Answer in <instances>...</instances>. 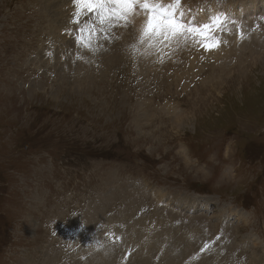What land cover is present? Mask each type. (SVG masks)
<instances>
[{
    "label": "rangeland",
    "instance_id": "rangeland-1",
    "mask_svg": "<svg viewBox=\"0 0 264 264\" xmlns=\"http://www.w3.org/2000/svg\"><path fill=\"white\" fill-rule=\"evenodd\" d=\"M262 1L180 0L219 46L165 50L0 0V264H264Z\"/></svg>",
    "mask_w": 264,
    "mask_h": 264
},
{
    "label": "snow or ice",
    "instance_id": "snow-or-ice-1",
    "mask_svg": "<svg viewBox=\"0 0 264 264\" xmlns=\"http://www.w3.org/2000/svg\"><path fill=\"white\" fill-rule=\"evenodd\" d=\"M73 3L77 8L74 23H81L79 17L84 12L95 14L96 19L80 29L82 33L88 31L90 36L97 28L106 32L115 26L127 27L130 25V17L142 12L145 19L140 29L141 42L147 39L154 44H179L192 37L193 40L202 42L205 49L219 46V41L210 37L214 29L222 27L223 19L214 16L208 23H189L184 19V13L179 11L180 0H172L168 4H164L162 0H73ZM77 42H81V37H77Z\"/></svg>",
    "mask_w": 264,
    "mask_h": 264
},
{
    "label": "bare ground",
    "instance_id": "bare-ground-1",
    "mask_svg": "<svg viewBox=\"0 0 264 264\" xmlns=\"http://www.w3.org/2000/svg\"><path fill=\"white\" fill-rule=\"evenodd\" d=\"M66 3V2H65ZM68 3V2H67ZM167 4V3H166ZM262 4H264V1H262ZM234 11V10H233ZM201 15V14H200ZM208 15V14H207ZM89 16V15H88ZM88 16H86V17H88ZM142 16V15H141ZM144 16V15H143ZM84 17V16H83ZM90 17V16H89ZM201 17V16H200ZM142 18V17H141ZM63 20V19H62ZM207 20V19H206ZM224 20V19H223ZM84 21V20H83ZM225 21V20H224ZM88 22H90V19H89V21ZM204 22V21H203ZM131 23V22H130ZM205 23V22H204ZM207 23V22H206ZM135 24V23H134ZM141 24V23H140ZM68 25V24H67ZM142 25V24H141ZM74 27H75V25H74ZM230 27V26H229ZM134 28H135V26H134ZM81 29V28H80ZM137 29V28H136ZM77 30V29H76ZM128 30V29H127ZM216 30V29H215ZM235 31V30H234ZM124 33L125 32H123L121 35H124ZM88 35L86 34V37H87ZM90 36V35H89ZM103 37V36H102ZM121 37V36H120ZM122 38V37H121ZM222 38V37H221ZM95 39H97V38H95ZM119 39V38H118ZM189 39H192L193 40V38H190L189 37ZM188 39V40H189ZM225 39V38H224ZM226 39H227V37H226ZM84 40H87V38H84ZM94 40V39H93ZM192 40H190L191 42H192ZM241 40V39H240ZM101 41V40H100ZM111 42V41H110ZM193 42H194V40H193ZM192 42V43H193ZM196 42V41H195ZM81 43V42H80ZM97 42H95V44H96ZM163 43H165V42H163ZM162 43V44H163ZM93 45H94V43H92ZM181 44V43H180ZM89 45H91V44H89ZM97 45V44H96ZM152 45V44H151ZM183 45V44H182ZM186 45H187V43H186ZM98 47H99V45H97ZM106 46V45H105ZM104 46V47H105ZM113 46H114V44H112L110 47H109V50H102L100 53H104V54H114V53H116V52H113L110 48H113ZM190 46V45H189ZM193 46V45H192ZM195 46V45H194ZM85 47V46H84ZM103 47V46H102ZM108 47V46H107ZM160 47H162V48H164L165 50L167 49V46H161L160 45ZM172 47V46H171ZM106 48V47H105ZM159 48V47H158ZM168 48H170V47H168ZM180 48V47H179ZM192 48V47H191ZM171 49V48H170ZM95 50V49H94ZM124 50V49H123ZM157 50V49H156ZM106 51V52H105ZM147 51V50H146ZM88 52H89V50H88ZM88 52H87V54H88ZM95 52V51H94ZM97 52V51H96ZM122 52V51H121ZM117 53H119V52H117ZM116 53V54H117ZM158 53V52H157ZM204 53V52H203ZM84 54V53H83ZM92 55V54H91ZM174 55V54H173ZM94 56V55H93ZM109 56V55H108ZM111 56V55H110ZM109 56V57H110ZM84 57V56H83ZM86 57V56H85ZM95 57V56H94ZM133 57V56H132ZM144 57V59H145V61L147 60V61H150L151 60V58H148V57H146V56H143ZM89 58H90V56H89ZM104 58V57H103ZM102 58V59H103ZM108 58V57H107ZM94 59H97V58H94ZM117 59V58H116ZM85 60V59H84ZM166 60V59H165ZM95 61V60H94ZM155 61H157V60H155ZM87 62V61H86ZM86 62H84V63H86ZM162 62V61H161ZM160 62V63H161ZM84 63H83V65H84ZM98 63V62H97ZM150 63V62H149ZM91 64V63H90ZM143 64V63H142ZM152 64V63H151ZM81 65V64H80ZM86 65V64H85ZM101 66V65H100ZM146 67V66H145ZM159 197V196H158ZM203 201V200H202ZM135 232H137V233H139V234H141L143 237H145L146 239V243H147V240H149V243H147L148 245H151L152 243H153V240H154V237H153V235H152V233L154 232V230H153V228L152 229H149V228H147V230H142V231H140V230H135V229H133ZM96 258V257H95ZM99 263V261H97V259H96V262L95 263H91V264H98Z\"/></svg>",
    "mask_w": 264,
    "mask_h": 264
},
{
    "label": "clouds",
    "instance_id": "clouds-1",
    "mask_svg": "<svg viewBox=\"0 0 264 264\" xmlns=\"http://www.w3.org/2000/svg\"><path fill=\"white\" fill-rule=\"evenodd\" d=\"M237 264H243V259L237 262Z\"/></svg>",
    "mask_w": 264,
    "mask_h": 264
},
{
    "label": "water",
    "instance_id": "water-1",
    "mask_svg": "<svg viewBox=\"0 0 264 264\" xmlns=\"http://www.w3.org/2000/svg\"><path fill=\"white\" fill-rule=\"evenodd\" d=\"M153 43V42H152ZM154 44V43H153ZM155 45V47H158L159 45H161V43H159V44H154Z\"/></svg>",
    "mask_w": 264,
    "mask_h": 264
}]
</instances>
